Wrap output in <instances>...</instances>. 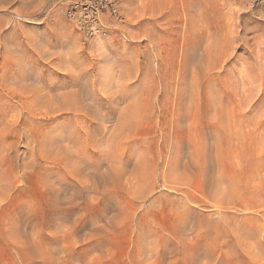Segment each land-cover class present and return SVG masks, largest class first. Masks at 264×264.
<instances>
[{
  "label": "rangeland",
  "instance_id": "rangeland-1",
  "mask_svg": "<svg viewBox=\"0 0 264 264\" xmlns=\"http://www.w3.org/2000/svg\"><path fill=\"white\" fill-rule=\"evenodd\" d=\"M120 3L0 0V264H264L262 12Z\"/></svg>",
  "mask_w": 264,
  "mask_h": 264
},
{
  "label": "built area",
  "instance_id": "built-area-1",
  "mask_svg": "<svg viewBox=\"0 0 264 264\" xmlns=\"http://www.w3.org/2000/svg\"><path fill=\"white\" fill-rule=\"evenodd\" d=\"M264 16V0H252ZM66 18L88 37L106 35V18L123 19L120 0H67Z\"/></svg>",
  "mask_w": 264,
  "mask_h": 264
},
{
  "label": "bare ground",
  "instance_id": "bare-ground-1",
  "mask_svg": "<svg viewBox=\"0 0 264 264\" xmlns=\"http://www.w3.org/2000/svg\"><path fill=\"white\" fill-rule=\"evenodd\" d=\"M98 38H99V37H98ZM99 42H100V41H99ZM258 78H259V77H258ZM252 79H253V78H252ZM259 87H260V86H259ZM259 90H260V89H259ZM261 101H262V100H261ZM263 102H264V101H263ZM263 104H264V103H263ZM263 104L261 103V105H263ZM82 167H83V166H82ZM76 181H77V180H76ZM81 184H82V183H81ZM217 184H218V183H216V187L218 186ZM221 185H222V183H221ZM221 185H220V183H219V186H220V187H219V186H218V187L221 188ZM214 186H215V185H214ZM216 189L218 190V188H216ZM222 190H223V189H221V192H220V189H219L218 192H220V193H219V194H220V197H223V198H224V195L226 196L227 194L225 193L224 195L221 196V194L224 193V191H222ZM187 197H188V196H187ZM191 198L193 199L194 197H191ZM226 198H227V197H226ZM190 200H191V199H190ZM196 200H199V199L196 198ZM220 200L222 201V198H220ZM224 200H225V198H224ZM199 201H201V200H199ZM199 201H197V202L199 203ZM221 201H220V202H221ZM229 201H230V200H229ZM187 202H188V201H187ZM192 202H194V201H192ZM201 202H202V201H201ZM201 202H200V203H201ZM195 203H196V202H195ZM227 203H229V202H227ZM232 203H233V201H232ZM187 204H188V203H187ZM230 204H231V203H230ZM185 205H186V204H185ZM197 205H198V204H197ZM191 208H193V207H191ZM191 208H190V209H191ZM8 223H9V226H10V222H8ZM8 223L5 222V224H8ZM15 224H16V223H15ZM17 224H18V223H17ZM11 225H13V227L15 226V225L12 224V223H11ZM6 226H7V225H6ZM17 226H18V225H17ZM11 227H12V226H10V228H11ZM13 227H12V228H13ZM6 228H8V227H6ZM6 228H5L4 230H5V231H8V230H6ZM10 228H9V229H10ZM15 228H16V227H15ZM15 228H14V231L11 230V232H15V230H16ZM18 229H19V228H18ZM4 230H3V231H4ZM3 231H2V232H3ZM9 231H10V230H9ZM3 235L5 236V234H3ZM8 235H9V233H8ZM8 235L6 234V236H8ZM11 235H12V234H11ZM14 235H15V234H14ZM12 236H13V235H12ZM9 237H10V236H9ZM9 237H8V238H9ZM14 237H15V236H14ZM4 238H5V237H4ZM12 238H13V237H12ZM16 238H17V237H16ZM6 239H7V238H6ZM9 239H10V238H9ZM17 239H19V238H17ZM17 239H16V244L18 243ZM11 240H12V239H11ZM14 240H15V239H14ZM19 241H20V239H19ZM14 242H15V241H14ZM20 242H21V241H20ZM20 242H19V243H20ZM8 243H9V242H8ZM18 245L22 246V242H21V244H18ZM11 246H12V244H11ZM13 246H14V245H13ZM15 247H18V246H15ZM12 248H13V247H12ZM24 248H25V247H24ZM15 249H16V248H15ZM22 249H23V248H22ZM26 250H27V249H26ZM29 251H30V250H29ZM21 252H22V251H21ZM21 252H20V254H21ZM26 252H28V251H26ZM22 253H23V252H22ZM15 254H16V253H15ZM17 254H18V253H17ZM20 254H19V255H20ZM27 254H28V253H27ZM31 254H32V253L30 252V256H31ZM26 257H27V255H26ZM28 257H29V256H28ZM31 257H32V256H31ZM35 257H36V256H35ZM35 257H33V259H35ZM20 259H21V258H20ZM24 259H25V258H24ZM30 259H31V258H30ZM27 260H28V258H26V262H27ZM35 260H37V259H35ZM39 260H41V259H39ZM43 260H44V259H43ZM30 261H31V260H30ZM33 261H34V260H33ZM37 262H38V261H37ZM24 263H25V261H24ZM32 263H33V262H32ZM32 263H31V264H32ZM45 263H47L46 260H45ZM45 263H44V264H45ZM27 264H29V261H28ZM34 264H37L36 261H35ZM40 264H41V262H40Z\"/></svg>",
  "mask_w": 264,
  "mask_h": 264
}]
</instances>
